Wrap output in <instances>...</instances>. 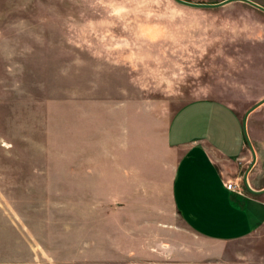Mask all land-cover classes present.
<instances>
[{
	"label": "rangeland",
	"instance_id": "1",
	"mask_svg": "<svg viewBox=\"0 0 264 264\" xmlns=\"http://www.w3.org/2000/svg\"><path fill=\"white\" fill-rule=\"evenodd\" d=\"M190 3L198 6L0 0V264H246L241 255L261 264L257 240L217 245L191 231L183 245L169 244L167 257L134 259L135 251L165 250L108 233L79 145L73 158V112L76 131L86 109L89 129L99 113L141 112L164 123L206 98L230 105L264 136V103L250 112L264 101L259 24L241 21L232 34L229 12ZM121 251L129 256L119 259Z\"/></svg>",
	"mask_w": 264,
	"mask_h": 264
},
{
	"label": "crops",
	"instance_id": "2",
	"mask_svg": "<svg viewBox=\"0 0 264 264\" xmlns=\"http://www.w3.org/2000/svg\"><path fill=\"white\" fill-rule=\"evenodd\" d=\"M201 1L230 13L232 34L249 19L264 34V0ZM150 116L99 113L96 127L89 129L92 116L86 109L74 131L73 112V158L74 146L81 151L76 170L78 162L94 174L84 181L100 201L108 233L125 242L160 244L164 254L133 252L134 259L147 261L169 256V244L183 245L189 231L217 245L257 240L264 248V136L254 135L242 113L212 99L193 100L164 123ZM127 122L131 129L120 135L111 128ZM256 253L264 264V250ZM126 256L118 253L119 259ZM221 256L217 252V260ZM240 258L253 264L254 257Z\"/></svg>",
	"mask_w": 264,
	"mask_h": 264
},
{
	"label": "water",
	"instance_id": "3",
	"mask_svg": "<svg viewBox=\"0 0 264 264\" xmlns=\"http://www.w3.org/2000/svg\"><path fill=\"white\" fill-rule=\"evenodd\" d=\"M176 1H178V2H180V3H183V4H186V5H189V6H198V5H194V4H192V3H190V2H187V1H183V0H176ZM264 103V101L263 102H261V103H259L256 107H254L250 112H252L253 110H255L257 107H259L260 105H262ZM248 116V115H247ZM246 117H245V122H246Z\"/></svg>",
	"mask_w": 264,
	"mask_h": 264
},
{
	"label": "built area",
	"instance_id": "4",
	"mask_svg": "<svg viewBox=\"0 0 264 264\" xmlns=\"http://www.w3.org/2000/svg\"><path fill=\"white\" fill-rule=\"evenodd\" d=\"M232 187H233V184H228L227 186L228 189H232Z\"/></svg>",
	"mask_w": 264,
	"mask_h": 264
}]
</instances>
